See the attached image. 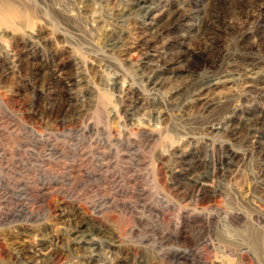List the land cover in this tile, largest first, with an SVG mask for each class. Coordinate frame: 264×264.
Segmentation results:
<instances>
[{
    "label": "rangeland",
    "instance_id": "obj_1",
    "mask_svg": "<svg viewBox=\"0 0 264 264\" xmlns=\"http://www.w3.org/2000/svg\"><path fill=\"white\" fill-rule=\"evenodd\" d=\"M135 7L0 0V264H264V0Z\"/></svg>",
    "mask_w": 264,
    "mask_h": 264
},
{
    "label": "bare ground",
    "instance_id": "obj_2",
    "mask_svg": "<svg viewBox=\"0 0 264 264\" xmlns=\"http://www.w3.org/2000/svg\"><path fill=\"white\" fill-rule=\"evenodd\" d=\"M134 5L136 6L135 9H133V12L130 11L132 14L135 13L136 19H138V27H142L143 33H144V40L143 43L146 45L147 48H149L154 55H158L161 51V47L163 43H161V39L168 37L166 36L165 32L162 31L159 28L160 19L162 18V11H159V7L164 5V0H133ZM159 11V12H158ZM130 12L128 15H130ZM184 17V16H183ZM168 18L172 21H177L181 17H179V13L177 12H170ZM135 19V20H136ZM183 19V18H182ZM134 25V24H133ZM137 28V27H136ZM141 38V37H140ZM114 46V42L112 43ZM244 69V68H243ZM254 69L253 65H250L249 68H245L244 70H239L238 74H222L220 77L208 80L206 82L200 83L197 86V92L202 91L203 89H208L214 86L215 84L225 83V82H232L237 80L240 77H243L245 79H249L252 77V71ZM243 73L241 76L239 73ZM254 72V71H253ZM231 73V72H230ZM252 74V75H251ZM248 84V83H247ZM248 85H251L250 83ZM133 108H137V105L139 104V101L133 100L132 103ZM230 158L227 157V160L225 162L224 169H228V164L230 163ZM202 179L201 176H197L196 181L200 182ZM81 227L76 229V232L74 233V238L77 241V244L82 247V249L88 254V257L95 260L100 257L101 254V246L103 244L107 245L108 247L113 245V242L111 239L107 238L103 233H99L100 231L94 230L92 228L84 227L80 225ZM126 264V263H125ZM137 264H142L141 262H138Z\"/></svg>",
    "mask_w": 264,
    "mask_h": 264
}]
</instances>
